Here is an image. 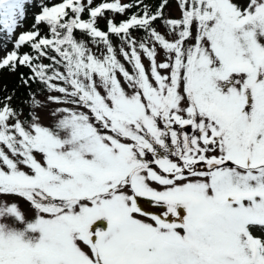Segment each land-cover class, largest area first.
Instances as JSON below:
<instances>
[{
	"label": "snow or ice",
	"instance_id": "6c2138e0",
	"mask_svg": "<svg viewBox=\"0 0 264 264\" xmlns=\"http://www.w3.org/2000/svg\"><path fill=\"white\" fill-rule=\"evenodd\" d=\"M28 3L0 0V69L44 98L0 101V264H264V0H32L16 35Z\"/></svg>",
	"mask_w": 264,
	"mask_h": 264
},
{
	"label": "trees",
	"instance_id": "16d2710c",
	"mask_svg": "<svg viewBox=\"0 0 264 264\" xmlns=\"http://www.w3.org/2000/svg\"><path fill=\"white\" fill-rule=\"evenodd\" d=\"M31 2L32 0H29V3L26 4V18H30V21L25 19L27 21V29L26 31L33 30V25H34V15H31ZM44 2V1H43ZM132 0H129L130 3ZM36 3L39 4V1L36 0ZM160 3V0H152V2L148 3L153 9L155 8L156 5ZM170 4L175 6V0H170ZM38 8V7H37ZM178 10V9H177ZM132 11H137V9H133ZM39 12V8H38ZM179 13V12H178ZM112 15V16H110ZM105 16L108 18H113L112 13H105ZM87 18V16H85ZM123 16H115L114 19L116 20H121L123 19ZM98 25L101 29L106 30V20L104 18H98ZM42 29V34H44V26H41ZM25 31V32H26ZM79 35V34H78ZM134 35H139V33H134ZM0 39L4 45L10 42L11 37H6L5 34L0 31ZM114 43L117 44V47L119 46L118 40L113 37ZM14 45L12 43V49ZM28 47L24 46L22 47L21 51H28ZM47 63V61H45ZM24 73L26 75H29V70L25 67H19L15 72L5 68V69H0V101H3L4 97L11 95L13 97L11 103L13 107H21L23 106L25 113H27V104L25 103L31 93L33 91L36 92L37 94V99L43 98L42 95H40V87L36 84H32L31 87L26 86L22 83L20 74Z\"/></svg>",
	"mask_w": 264,
	"mask_h": 264
},
{
	"label": "rangeland",
	"instance_id": "374dc122",
	"mask_svg": "<svg viewBox=\"0 0 264 264\" xmlns=\"http://www.w3.org/2000/svg\"><path fill=\"white\" fill-rule=\"evenodd\" d=\"M38 1H39V3H41L44 0H38ZM56 2H59V0H56ZM98 2H105V0H93L94 5H96ZM127 2H129V0H121V3H127ZM150 2H152V0H145V3H147V4L150 3ZM30 11H31V15H34V14L38 13V8L37 7H31ZM165 12H166L167 15H170V16H173V17L179 15L177 8H175V6H173V5H171V7H169V8H166ZM110 16H112V15H110ZM26 19L30 21V18H26ZM26 29H27V21L24 20V22L21 24V26L17 29L16 35L25 32ZM15 38H16V36H12L11 39H10V42L7 43L6 45H4L2 43V41H1V39H0V58H2L4 55H6L7 51L12 50V43H13ZM95 50L96 49L93 48V51H95ZM43 99L44 98H41L39 100L43 101ZM141 204L144 207H146V205H149V206L152 205L149 202L144 201V200H141Z\"/></svg>",
	"mask_w": 264,
	"mask_h": 264
},
{
	"label": "water",
	"instance_id": "95a60500",
	"mask_svg": "<svg viewBox=\"0 0 264 264\" xmlns=\"http://www.w3.org/2000/svg\"><path fill=\"white\" fill-rule=\"evenodd\" d=\"M201 170H203V169H201ZM162 208H163L162 206H156V207H153L151 209L145 208V210L148 211V212H150V210H153L154 212H158V211H161Z\"/></svg>",
	"mask_w": 264,
	"mask_h": 264
},
{
	"label": "flooded vegetation",
	"instance_id": "af4514ba",
	"mask_svg": "<svg viewBox=\"0 0 264 264\" xmlns=\"http://www.w3.org/2000/svg\"><path fill=\"white\" fill-rule=\"evenodd\" d=\"M152 205H154V204H152ZM146 206H149V205H146ZM152 213V212H151ZM157 215H161V214H157Z\"/></svg>",
	"mask_w": 264,
	"mask_h": 264
}]
</instances>
